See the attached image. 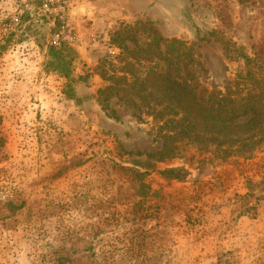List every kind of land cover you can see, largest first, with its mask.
I'll return each mask as SVG.
<instances>
[{
	"label": "rangeland",
	"instance_id": "374dc122",
	"mask_svg": "<svg viewBox=\"0 0 264 264\" xmlns=\"http://www.w3.org/2000/svg\"><path fill=\"white\" fill-rule=\"evenodd\" d=\"M28 17L78 53L75 97L45 47L20 39ZM139 21L188 42L210 90L244 56L264 69V0H0V38L22 22L0 55V264H264V150L149 159L162 147L150 121L98 105L110 35Z\"/></svg>",
	"mask_w": 264,
	"mask_h": 264
},
{
	"label": "trees",
	"instance_id": "16d2710c",
	"mask_svg": "<svg viewBox=\"0 0 264 264\" xmlns=\"http://www.w3.org/2000/svg\"><path fill=\"white\" fill-rule=\"evenodd\" d=\"M28 18L25 21L32 20ZM21 27L22 22L8 24L0 38V55ZM46 27L47 20H32L20 39L45 47V70L66 79V95L73 98L71 75L78 68L79 55L62 39L49 42L48 34L59 32H45ZM109 44L113 52L96 66L102 81L98 105L106 115L117 117L115 102L140 122L150 121L162 147L157 154H148L149 159L174 160L190 146L213 151L218 160L251 159L264 150V69L257 59L244 56V67L236 78L223 90H210L200 81L192 46L165 38L152 22L122 26L110 35ZM164 174L173 175V171Z\"/></svg>",
	"mask_w": 264,
	"mask_h": 264
}]
</instances>
